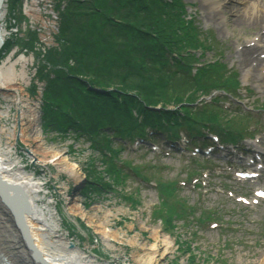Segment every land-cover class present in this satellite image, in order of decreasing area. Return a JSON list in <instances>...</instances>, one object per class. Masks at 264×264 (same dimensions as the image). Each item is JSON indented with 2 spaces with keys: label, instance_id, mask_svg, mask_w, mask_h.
<instances>
[{
  "label": "rangeland",
  "instance_id": "obj_1",
  "mask_svg": "<svg viewBox=\"0 0 264 264\" xmlns=\"http://www.w3.org/2000/svg\"><path fill=\"white\" fill-rule=\"evenodd\" d=\"M10 1V8L14 9L13 17L17 18V21L8 20V30L13 34L8 39V50L0 58V63L17 50L20 52L17 51L14 59L12 57L13 61L21 54H27V59L35 57V60L28 63L27 69L30 75L36 72L37 81L44 85L46 83V88L43 91L35 89L34 78L32 87L26 91L28 99L33 102L35 100L32 105L40 101L38 106L35 105L40 116L39 130L43 125L48 127H43L46 141L40 146V151H46L49 155H64L71 163L79 166L84 175L82 182L78 184L68 174L60 173L53 163L39 167L33 164L31 155L33 145L38 147L39 143H33L31 140L29 146L18 136L13 141L14 157L21 162L19 165L26 166L27 173H35L37 178L44 180L42 195L45 197L41 203H49L50 207L57 210L55 216L63 226L60 233L64 236L69 234L68 238L74 236V242L80 240L81 248L87 253L91 254V250L98 251L108 264H135L134 254L138 251L145 252L157 243L158 237H168L176 245L173 253L163 260V264H264V200L255 203V191L264 188V169L257 171L258 166L264 167L263 161L261 164L262 158L251 164V157H243L245 161L242 166L232 167V161L229 159L216 160L215 153L210 156V153L196 149L201 148L207 138L213 140L211 134L207 132L209 136L206 133L205 137H197L185 127L176 128L173 121L170 130L166 128L170 131L169 134L159 130L155 134L146 130L143 124L142 133L120 135L117 129L106 128V125L100 124L94 117L88 118L94 129L91 131L93 134L90 133L92 135L87 136L85 133L86 136L83 137L73 129H58L55 124L56 120L61 118L60 112H56L54 118L48 120L46 115L43 116L49 110L46 102L56 103L46 98L48 84L54 82L57 75L70 73L69 70L78 66L75 50L80 48V54L94 55L95 51L88 52L85 44L79 39L85 41L93 37L88 31L96 28V31H93L96 33L94 39L101 40L100 45L104 51V63L99 64L100 73L105 76L114 73L119 76L121 73L126 79L128 77L130 82L137 83L139 80L129 75L128 71H120L121 66L116 65L115 61L105 59L116 53L104 48L110 43L120 46V42L123 43L126 39L117 34L116 27H104L106 21H100L97 12L91 13L89 5L93 0H25L40 10V13L36 10L34 15L46 18L47 21H57L59 27L55 25L54 28L45 27L44 19L26 22L20 12L22 6L26 9L22 0ZM167 1L173 4L171 6H177L174 10L167 8L170 9L171 16L176 17L187 30L190 29L189 38L197 35L203 46L201 49L189 47L171 54L179 63L184 62L191 66L189 71H176L174 68L161 71L160 67L153 70L150 62L149 74L145 73L138 79L149 80L157 86L161 85L162 80L167 81L165 85L169 87L173 100L179 95L184 97L183 102L179 104L182 109L184 107L194 113L206 109L208 115L216 112L224 114L226 119L219 120L214 125L210 124L219 126L212 132L220 139H228L231 135L232 138L236 137L235 132L239 131L241 126L249 128L247 133L242 135V139L248 138L247 140L241 139L243 142L240 140L236 147L223 146L226 150L224 153L232 155L230 158H236L233 152L242 156V149L253 148L255 143L264 140V135L254 138L261 127H264V81L246 80L244 68L237 62L239 44L252 38V31L247 28L233 31V10L239 8L241 3L239 0L227 1L229 8L225 9L230 21L228 33L222 29V25L211 19V10L206 8L208 0ZM69 8H73L74 13L79 15L71 17L74 20L72 26L63 32L62 18L68 17L66 12ZM55 11L59 12L58 20ZM25 23L28 27L26 30ZM84 27H87L85 32ZM175 39L174 35L172 41ZM187 44L189 46L188 42ZM125 46V43L121 44L122 49ZM25 51L28 53L24 54ZM101 59L103 58L99 60ZM215 60L219 62V71L223 67L228 68L230 74L225 73L220 80L226 85L223 89L215 90L211 96L201 95L197 91L198 87L194 86L197 83L196 76L203 71L212 74V62ZM172 66L176 64L171 62ZM214 85L215 83L212 86ZM4 98L3 92H0L3 110L10 106ZM41 99L44 102L43 113L40 112ZM126 102L128 100L124 101ZM10 107V117L5 118L0 127L4 124L11 127L18 123L17 105L11 104ZM159 108L154 110H160ZM125 109L128 108L120 109L119 115L122 116L119 118L137 113L135 107H132V110ZM168 109H174L173 104ZM255 110L259 111L254 112ZM206 119H210V116ZM49 123L54 124V128H50ZM224 131L229 132V135L221 133ZM249 137L253 138L250 140ZM246 163L252 166L247 167ZM240 170L262 172L263 177L260 180H250L253 184L246 183L237 176ZM243 197L247 198L248 203L242 201ZM72 206H81L83 215L71 214L69 208ZM174 209L180 216L174 215ZM190 209L193 210V216L189 214ZM164 216H171L175 223L170 224L166 219L162 220L161 217ZM89 220L93 222L94 227L100 225L108 228L115 239L103 242L102 235L90 228ZM89 237L90 244L86 242Z\"/></svg>",
  "mask_w": 264,
  "mask_h": 264
},
{
  "label": "bare ground",
  "instance_id": "obj_2",
  "mask_svg": "<svg viewBox=\"0 0 264 264\" xmlns=\"http://www.w3.org/2000/svg\"><path fill=\"white\" fill-rule=\"evenodd\" d=\"M31 1L34 2L35 0ZM227 1L229 0H208L206 8L211 10V19L213 18L214 22L222 25V29L229 33L230 28L228 26L230 25V21L227 18L225 9L229 8L227 7ZM239 1L241 6L233 10L235 17L232 20L234 22L233 31L235 29L247 28L252 31L250 32V37L252 38L245 43L241 42L239 44L240 48L237 51V62L244 68V78L246 80L256 81L260 79L264 81V0ZM21 2L26 6V9H23V6L20 8V12L24 15L26 22L34 19H44L43 24L45 27L54 28L55 25L59 27L57 21H47L46 18L34 15L37 11L40 13V10L36 6H33V4L25 0ZM0 5L2 7L0 11V34L3 39L2 49L8 44V39L13 34V32L10 33L8 30V20L17 21V18L13 17L12 11L14 9L10 8L12 5L10 0H0ZM58 13L56 12L57 20L59 17ZM26 29L28 27L25 23ZM17 51L8 55L7 57H10H6L7 59L0 63V92H3L4 99L10 106L14 104L18 108L16 116L18 117V123H15L11 127L6 126V124L0 127V264H108L98 251L91 250V254L89 252L87 253V251L81 248L80 240L74 242V236L68 238L69 234L64 236L60 233L63 226L55 216L57 210L54 207H50L49 203H41V200L45 197L42 195L45 187L44 180L37 178L35 173H27L26 166H20L19 164L21 162L17 161L14 157L15 144L13 141L18 136L29 146L32 142L39 143L38 147L33 145L31 150L33 164L35 163L39 167H46L48 164L53 163V166L60 173L68 174L78 184L84 178L79 166L71 163L64 155H49L46 151L41 153L40 146L46 141L43 127H48L43 125L41 130H39L41 126L39 125L40 116L37 110L38 108L35 105L38 106L37 104L40 101L32 105L35 100L34 102L29 100L26 91L32 87L33 79L37 77L36 72L34 75H30L27 69L28 63L35 60V57H28L27 59L26 56L28 55L25 53L28 52L25 51L24 54L26 56L21 54L13 61L12 57L14 59V56L20 52V50ZM218 63V60L212 62L215 66ZM190 68L192 67L190 66ZM225 69L227 70L228 68L225 67ZM34 83L35 89L43 91L46 88V83L44 85V83L42 84L37 79ZM262 94H264V86ZM19 104H21V107H19ZM41 104L40 112L43 113L44 102L42 99ZM1 105L2 103L0 102V124L5 118L10 117L11 113L10 106L3 110L1 109ZM146 117L145 114L140 115L139 122L141 125H146V121L144 120ZM67 122H65V125ZM59 124L64 126V123ZM148 126L145 127L146 130H150L155 134L158 133L154 128L150 126L148 128ZM18 128L20 131H18ZM213 128L216 127L212 126ZM122 129L125 130V128ZM207 132L211 133L212 131L205 129L204 137L207 136ZM82 136L85 137L86 135ZM31 140L33 141L30 142ZM206 141L212 142L209 138ZM253 146L257 154H259L258 157L264 159V142L258 141ZM207 152L210 153V156L215 153V159L221 161L229 159L232 156L224 153L222 145L221 148L217 147V149H212ZM246 166L250 167L252 165L246 163ZM255 203L257 204L259 201L256 200ZM190 211L189 214H192L190 216H193V210L190 209ZM69 212L73 215H83L81 206H72L69 208ZM174 213L175 216H180L176 214L175 209ZM93 225V222L89 220L90 228H94L97 234L102 235L103 242L115 239L110 234V230L105 226L99 225L94 227ZM86 242L90 244L91 238L89 237ZM175 246V243L170 238L158 237L157 243L145 252L138 251L134 254L135 264H163V260L166 256L173 253Z\"/></svg>",
  "mask_w": 264,
  "mask_h": 264
},
{
  "label": "trees",
  "instance_id": "obj_3",
  "mask_svg": "<svg viewBox=\"0 0 264 264\" xmlns=\"http://www.w3.org/2000/svg\"><path fill=\"white\" fill-rule=\"evenodd\" d=\"M171 5L173 4L168 3L167 0L163 2L162 0H93V2H90L91 13L97 12L100 21H106L104 27H116L117 34L126 39L125 42H120V46L107 43L109 46L104 49L107 51L113 50L111 52L116 54H113L114 56L111 54L112 57L108 56L105 59L115 61L116 65L121 66L120 71L125 70L126 73L128 71L129 75H133L139 82L132 83L128 77L126 79L121 73H119V76L116 73L108 76H105L102 72L100 73L99 64L104 63V51L101 48L102 45H100L101 40L94 39L96 33L93 31H96V28H91L88 32L93 37L85 41L80 38L79 41L85 44L88 52L95 51L94 55L91 53L80 54V48L78 51L75 50L77 55L75 59L79 67L72 68L68 71L70 73H65V75H57L55 81L48 84L46 98L56 103L46 102L49 107L48 112H45L47 120L54 118L56 112H60L62 114L60 115L61 118H58L55 124L59 127L58 129H73L81 135L87 134L89 136L92 133L91 131H94L88 120L90 117L99 120L100 124L106 125V128L117 129L120 135L142 133L143 127L139 120L140 115L144 114L147 116L144 119L146 121L145 127L149 125L156 131L159 130L161 133L165 131L168 134L170 133L169 128H171L172 121L173 126H177L176 128L185 127L191 132H199L200 126L204 125L205 122L214 125L219 120L226 119L227 117L224 114L217 112L208 115L206 109L194 113L187 108H180L181 105L179 104L183 102L184 97L179 95L173 100L169 94V87L165 85V82L167 83L165 80H162L161 85L157 86L149 80L138 79L142 78L145 73L149 74L148 64L150 62L153 70L160 67L161 71L170 70L171 68L176 69V71H189V65L184 62L179 63L178 59L171 57V54L181 52L189 47L201 49L200 47L203 46V42L197 35L189 38L190 29L187 30L176 17L171 16L170 9L167 8H172V10L177 8V6ZM74 12L73 8H69L66 12L68 17L63 16V32L72 26L74 20L71 17L79 15ZM85 30H87V27H84V32ZM78 34L82 35L80 32ZM174 35L176 39L172 41ZM187 42L189 46H187ZM124 43L126 46L122 49L121 44ZM93 45L95 46L91 48ZM7 50L8 44L0 50V58L4 56V52ZM79 57L81 58L79 59ZM100 58L103 59L99 60ZM171 62H174L176 66L171 67ZM217 65H214L213 69L210 68L212 74H207L204 71L198 74L197 83L194 86L198 87L197 91L201 95H210L219 88L223 89L222 87L226 85L220 80L223 79L225 73H230L225 67L219 71ZM214 83L215 85L212 86ZM74 84L77 86H74ZM125 100H128V102L124 103ZM171 104L176 109L169 110ZM132 107H135L136 115L128 114L126 117L119 118V116H122L119 115L120 109L128 108L125 110H132ZM157 107L161 109L154 110ZM207 116H210V119H206ZM66 121L68 122L65 125ZM59 123H64V126ZM157 123L159 124L157 125ZM55 125L49 123L48 126L54 128ZM157 127L160 128L157 129ZM122 128H125V130ZM243 129L245 128L241 126L239 130ZM229 138H232V135ZM229 138V141H235L236 139L235 136L232 139ZM161 218L166 219L170 224L175 223V219L170 218V216Z\"/></svg>",
  "mask_w": 264,
  "mask_h": 264
},
{
  "label": "water",
  "instance_id": "obj_4",
  "mask_svg": "<svg viewBox=\"0 0 264 264\" xmlns=\"http://www.w3.org/2000/svg\"><path fill=\"white\" fill-rule=\"evenodd\" d=\"M1 5H0V11H1ZM2 45H3V39H2V36H1V34H0V49H1V47H2Z\"/></svg>",
  "mask_w": 264,
  "mask_h": 264
}]
</instances>
